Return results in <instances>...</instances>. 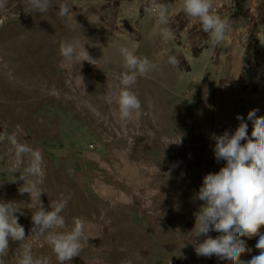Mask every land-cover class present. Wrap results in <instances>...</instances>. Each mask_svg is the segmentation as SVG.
Wrapping results in <instances>:
<instances>
[{
  "label": "rangeland",
  "instance_id": "obj_1",
  "mask_svg": "<svg viewBox=\"0 0 264 264\" xmlns=\"http://www.w3.org/2000/svg\"><path fill=\"white\" fill-rule=\"evenodd\" d=\"M3 2L0 133L17 132L41 153L45 210L61 196L67 198L61 213L67 228L61 231L71 230L77 216L88 225L85 249L65 264H230L195 253L193 243L206 237H196L195 213L204 202L194 196L204 176L226 163L216 161L212 135L234 133L240 124L236 117L242 116L251 137L248 113L258 109L256 116H264V26L252 29L249 49L235 52L246 58V69L241 61L230 64L225 58L216 61L222 68L214 66L209 55L185 65L183 54L190 49L178 40L196 24L189 19L174 23V6L167 25L174 34L165 37V26L150 10L156 0H51L47 13L30 9L28 0ZM60 4L70 8L68 15H59ZM61 42L77 48L84 44L96 64H74L70 78ZM122 46L158 66L132 86L142 107L138 117L128 120L121 119L115 102H107L109 95L118 94L117 77L126 71ZM170 55L179 60L178 67L168 63ZM77 74L84 78L82 85L74 80ZM30 160L27 154L17 157L7 140L0 142V202L17 204L15 215L25 229L24 241L9 238L6 264H16L25 244L34 257L47 256L50 264H59L45 236L31 238L35 209L30 208V193L20 191L25 185L20 175ZM104 219L121 230L102 243L89 225L100 227ZM243 239L251 249L241 256L247 261L259 254L258 237Z\"/></svg>",
  "mask_w": 264,
  "mask_h": 264
},
{
  "label": "clouds",
  "instance_id": "obj_2",
  "mask_svg": "<svg viewBox=\"0 0 264 264\" xmlns=\"http://www.w3.org/2000/svg\"><path fill=\"white\" fill-rule=\"evenodd\" d=\"M28 6L37 13H47L53 4L51 0H28ZM171 6L156 0L150 9L158 18V22L165 26L162 29L165 37L174 34L171 28L167 27ZM4 7L6 4L0 0V8ZM58 7L61 17L69 14L70 8L66 4H60ZM214 7L215 0H183L184 11L201 23L204 32L210 33L209 44L213 47L218 46L233 28L229 18H222L214 11ZM83 45L77 48L71 43L61 42V55L71 65L68 69L70 78L74 64L81 61L91 64L97 62ZM119 51L126 71L117 77L120 82L118 94L109 95L107 102H115L121 119L128 120L133 114L138 117L142 107L139 97L131 90L132 86L139 77L146 76L158 66L147 57L136 55L126 46H122ZM168 63L173 67L179 66V60L174 55L168 57ZM83 79V76L77 74L74 80H78L82 85ZM257 111L258 109H253L247 116L253 125L251 137L248 136V124L242 116L236 117L240 124L234 133L225 131L222 135H212L215 141V159L217 162L223 160L226 163L217 173L204 176L203 186L194 196V199L204 202L195 213V227L197 222L199 225L196 237H206L202 242L197 240L193 243L197 256H216L220 260L229 261L230 264H264V233L260 231L264 228V116L257 117ZM5 140L12 146L17 157L25 154L31 157L28 167L24 168L23 174L20 175V179L25 181L20 191L30 193V208L35 209L31 217V231L35 235L31 238L45 236L59 264L71 261L79 256L88 242L89 238L85 234L86 222L81 218H74L71 230L61 231L66 228V221L61 213L67 206V198L61 196L59 200L51 202V210H45L40 200L43 193L40 188L41 178L44 176L41 153L31 148L26 139L22 141L17 132L0 133V142ZM242 141L246 143L242 144ZM29 176L33 179L28 180ZM19 211L20 208L13 202H0V264H6L9 238L20 242L25 240V229L15 215ZM212 231L220 235L213 238L208 235ZM254 236L258 237L255 247L259 254L252 256L250 260H241L243 254L251 251L243 238L251 239ZM16 257V264H50V258L47 256L34 257L32 247L28 244L17 251ZM125 264L132 262L128 260Z\"/></svg>",
  "mask_w": 264,
  "mask_h": 264
},
{
  "label": "crops",
  "instance_id": "obj_3",
  "mask_svg": "<svg viewBox=\"0 0 264 264\" xmlns=\"http://www.w3.org/2000/svg\"><path fill=\"white\" fill-rule=\"evenodd\" d=\"M161 1V0H159ZM167 5H172L178 9L175 12L174 23L180 25L185 23L186 20L195 22L196 29H191V32L183 36V39H179L178 43H181L186 50L192 52L189 55L188 51L183 54V62L185 65L190 64L193 60L198 58L199 61L209 59H215L214 66L220 65L216 62L225 58L224 62L237 64L241 61V69L245 68V57L242 55L237 57L238 54L235 52H244L249 49L253 41L250 38L252 29L264 26V0H215L214 11L219 14L222 18L228 19L232 22V30L226 35L225 39L218 46H211L209 44L210 33L203 31L201 23L187 15L183 8V1L177 2L178 0H164ZM172 8V7H171ZM186 19V20H185ZM243 38V42L242 39ZM197 52V54H193ZM246 53V52H245ZM192 58H191V57ZM208 59V60H209ZM240 59V60H239ZM243 64V65H242ZM236 67H239L236 65Z\"/></svg>",
  "mask_w": 264,
  "mask_h": 264
},
{
  "label": "bare ground",
  "instance_id": "obj_4",
  "mask_svg": "<svg viewBox=\"0 0 264 264\" xmlns=\"http://www.w3.org/2000/svg\"><path fill=\"white\" fill-rule=\"evenodd\" d=\"M15 33V32H14ZM34 33V32H33ZM32 36V35H31ZM18 37V36H17ZM29 37H30V34H29V36H28V38L27 39H29ZM34 38V37H33ZM46 39V38H45ZM29 41V40H28ZM31 41V40H30ZM29 41V42H30ZM28 44V43H27ZM31 50V49H30ZM24 63V62H23ZM23 63H21V64H23ZM24 65V64H23ZM22 65V66H23ZM17 68V67H16ZM16 68H15V70H16ZM29 68V67H28ZM27 68V69H28ZM30 69V68H29ZM19 70V69H18ZM17 70V71H18ZM22 71V70H21ZM24 72V71H23ZM20 73V72H19ZM22 74V73H21ZM24 77H25V75H23ZM22 76V77H23ZM27 76V75H26ZM16 77H18V76H16ZM21 77V75L19 76V78H22ZM38 77H39V75H38ZM27 79V78H26ZM20 80H22V79H20ZM19 80V81H20ZM29 80V79H28ZM38 80V79H37ZM4 81V80H3ZM16 81V80H15ZM28 82V81H27ZM33 82V81H32ZM22 83H24V82H22ZM21 83V84H22ZM16 84H19L18 83V80H17V83ZM15 84V85H16ZM30 84V83H29ZM36 84V83H35ZM18 86V85H17ZM16 86V87H17ZM27 86V85H26ZM31 86V85H30ZM32 86H33V84H32ZM30 88V87H29ZM46 204V203H45ZM49 205V204H48ZM47 207V206H46ZM45 208V207H44ZM50 209V208H49ZM48 211V210H47ZM78 214V213H77ZM82 215V214H81ZM94 217V216H93ZM96 217V216H95ZM112 217V216H111ZM77 218H78V216H77ZM103 218V217H102ZM89 220V219H88ZM90 222V221H89ZM93 223V222H92ZM101 223H102V226H100V227H96V226H93V225H89V227L90 228H92L94 231H92V235L94 236V237H96L94 234H97V235H99V237H98V239H99V242H102V241H108L109 240V238L112 236V235H114V234H116V233H119L120 232V228L118 227V229H114L113 227H112V225H111V223L110 222H108V221H106L105 219H104V221L102 220L101 221ZM87 224V223H86ZM89 224V223H88ZM99 224V223H98ZM95 225V224H94ZM100 225V224H99ZM67 226V225H66ZM88 226V225H87ZM67 228V227H66ZM69 229V228H68ZM65 230V229H64ZM70 230V229H69ZM89 229H87L86 230V232L88 231ZM90 232V231H89ZM31 236V235H30ZM113 237V236H112ZM33 241V240H32ZM37 242V241H36ZM48 243V242H47ZM103 243V242H102ZM101 243V244H102ZM97 244H99V243H97ZM100 244V245H101ZM108 244V243H107ZM34 245V244H33ZM41 245H43V244H41ZM47 245V244H46ZM37 246V245H36ZM44 246H45V244H44ZM49 246V245H48ZM96 246V245H95ZM47 247V246H46ZM88 247V246H87ZM97 247H99V246H97ZM103 247V246H102ZM101 247V248H102ZM42 248V247H41ZM44 249V248H43ZM85 249V248H84ZM91 249V248H90ZM89 249V250H90ZM110 249V248H109ZM36 250V249H35ZM105 250V249H104ZM43 251V250H42ZM51 251V250H50ZM91 251V250H90ZM101 251H102V249H101ZM109 251V250H108ZM53 252V251H52ZM85 252V251H84ZM87 252H88V250H87ZM86 252V253H87ZM110 252V251H109ZM98 253V252H97ZM96 253V254H97ZM85 254V253H84ZM99 254H100V252H99ZM102 254V253H101ZM108 255V254H107ZM101 258V257H100ZM80 260V259H79ZM77 261V260H76ZM75 261V262H76ZM109 261V260H108ZM80 262V261H79ZM115 263V262H114ZM77 264V263H76ZM109 264V263H108Z\"/></svg>",
  "mask_w": 264,
  "mask_h": 264
}]
</instances>
